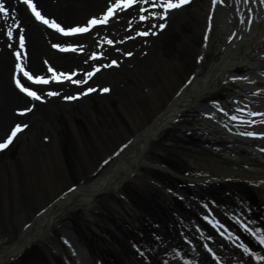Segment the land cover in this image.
I'll return each mask as SVG.
<instances>
[{"label":"rangeland","instance_id":"1","mask_svg":"<svg viewBox=\"0 0 264 264\" xmlns=\"http://www.w3.org/2000/svg\"><path fill=\"white\" fill-rule=\"evenodd\" d=\"M249 9L250 4L243 0L242 6L234 0H190L176 10L181 18L157 41L154 55L141 67L135 65L118 74L122 92L99 95L110 87V76L100 74L99 85H85L94 92L50 107L47 120L17 134L7 149L0 150V251L18 240L39 210L73 186L87 184L111 168L122 146L140 134L199 69L207 70L219 60L227 36L244 31L253 22ZM73 24L63 22L61 26ZM254 61L264 67V52ZM31 74L45 76L35 70ZM13 75L9 72L11 80ZM242 76L246 74H238ZM239 93V86L230 80L226 87L195 102L148 150L144 156L148 164L140 166L118 193H101L90 205L66 215L43 241L5 264H146L134 244L143 250L155 249L149 253L152 264L161 260L184 264V259L216 264L202 246L205 243L221 257L220 264H264L242 255L203 219L211 213L213 220L219 219L253 250L264 254V246L229 218L235 214L244 219L241 205L252 208V200L258 210L255 220L264 226V188L237 178L223 179L202 159L210 158V151L222 158L247 154L236 148L248 149L237 142L216 141V135L202 124V120L227 124L237 131L225 113L247 105L264 109L262 101L245 105ZM198 108L204 112H194ZM252 119L257 121L255 125L239 130L262 128L263 117ZM28 121L31 119L1 122L0 142L11 128ZM217 161L225 164L223 159ZM154 233L163 237L162 243L153 239ZM209 235L214 239L208 240Z\"/></svg>","mask_w":264,"mask_h":264},{"label":"bare ground","instance_id":"2","mask_svg":"<svg viewBox=\"0 0 264 264\" xmlns=\"http://www.w3.org/2000/svg\"><path fill=\"white\" fill-rule=\"evenodd\" d=\"M234 1L242 6V0ZM34 2L41 14L45 13L46 18L49 15L48 19H55L60 25L63 22H74L75 24L68 26L73 27L87 23L89 19L94 17L92 13L102 15L110 0H34ZM5 4L9 8L10 18L6 19L0 15V135L4 131L1 123L4 120L17 122L26 121L30 118L31 121H28L27 127H23L24 123L20 124L22 130L17 133L19 134L30 130L34 124L47 120L50 107L85 98L88 94L81 95L76 100H65L63 97L82 93L86 84L99 85L102 82L100 74L110 76V87L108 92L102 93L99 91V95L105 96L108 93L122 92L123 87L118 79V74L130 70L135 65L141 67L154 55L157 41L167 29L179 21L181 17L176 15V10L183 7L182 5L180 8L169 12L166 26L162 30L158 27L152 29L157 33L156 35L137 36L135 40H129L126 37L135 35L140 30H148L151 27V23H138L139 13L136 5L127 11L118 13L110 19L107 25L97 26L89 33L76 37H64L42 22L37 21L31 14L30 9L24 5L23 0H5ZM248 4H250L254 14L253 22L249 23L244 31L227 36L225 48L222 50L219 60L214 62L207 70L199 69L190 82L174 96L172 105L165 106L164 109L167 108V110L153 123L152 127L147 130L144 129L143 133L126 142L115 158L112 167L104 174L83 185V188L97 190L110 186L111 189L118 190L120 180L123 177L134 175L140 166L144 165V162L139 161L138 158L143 150L148 149L146 146L147 141H150L151 144L160 141L168 130L176 126L178 119L186 109L194 107L195 102L202 99L207 93L226 87L233 77L238 78L235 83L239 86V94H241L240 96L245 105L248 103L251 105L252 102L259 104L258 101L264 102V67L256 65L255 61L252 62L264 52V4L259 2ZM225 5L229 7V2L225 1ZM129 21H131V31H129ZM154 22L159 25V23L165 21ZM9 28L14 33L11 38L6 34ZM21 30L24 36V49L21 50V60L19 62L24 70L30 73L35 70L38 73L43 72L45 78H50L52 75L48 71L50 66L57 73H75L73 79H84V73L92 71L94 66L106 65L111 60H116L118 66L101 68L84 85L77 86L67 80L52 81L47 85H34L27 78L22 77V73H17L15 68L17 60L14 52L19 47ZM93 31H95V35L92 34ZM109 39L114 42L112 45L107 44ZM9 44H11V47H9ZM54 44L74 46L77 50L64 53L53 48L52 45ZM129 51L133 53L132 56L124 55ZM94 52L102 54L101 59L95 62L90 60ZM85 61H88V63H85ZM9 72L14 74L12 80L9 77ZM242 73H245L246 76L239 78L238 74ZM16 78H21V82L24 83L25 87H31L36 91L41 96V101H33L32 98L22 93L15 85ZM49 91L58 92L59 95L49 96L47 95ZM247 107L250 106L247 105ZM29 108L31 111H25ZM251 108L253 111L264 112V109H259V107ZM194 112L200 114L204 111L198 108ZM21 113L23 114L21 115ZM33 117H35V120ZM202 124L216 135L218 138L216 141L222 143L237 142L248 148L236 147L240 150L245 149L247 154L235 158L227 156L222 158L220 153L210 151V158H202L205 164L210 166L216 173L221 174L223 179L237 178L242 181L253 182L257 188H260V186L264 188V151H262L264 149V138L235 135L236 131L229 132L224 126L209 123L206 120H202ZM261 126L262 128L259 130H244L243 128L242 131L264 133V124H261ZM218 158L223 159L225 164L221 165L217 161ZM115 166L120 168L116 177L113 178L111 172L115 170ZM92 201L93 197L87 192L68 198L62 205L54 206L48 211L47 215L40 220L39 229L49 228V232H51L66 215L83 206L90 205ZM250 202L254 207L248 206V208H251L250 212H247L242 205L241 209L250 219L255 220L258 210L252 200ZM36 226L37 224L28 229L26 238H30L36 233ZM13 246L14 244L10 247L13 248ZM10 247L7 251L11 249ZM4 259L5 256L0 254V264H5Z\"/></svg>","mask_w":264,"mask_h":264},{"label":"snow or ice","instance_id":"3","mask_svg":"<svg viewBox=\"0 0 264 264\" xmlns=\"http://www.w3.org/2000/svg\"><path fill=\"white\" fill-rule=\"evenodd\" d=\"M244 2L245 3L259 2L260 4H264V0H244ZM23 3L24 5L27 6L28 9H30L31 14L35 17L37 21L42 22L43 24L47 25L49 28L55 30V32L61 34L64 37H76L85 33H89L97 26L107 25L110 19L115 17L118 13L127 11L128 9H131L134 5H136L138 6V13H139L138 23L139 22L151 23V27L147 31H137L135 35H130L126 37V39L135 40L137 36L148 37L150 35H156L157 33L152 31V29H156L158 27L159 29L162 30L166 26V19L169 15V12L173 9L180 8L182 5L186 3H189V0H110L108 6L106 7V10L102 13V15L98 17L97 16L92 17L83 26H73L67 28L58 24L55 21V19H48L44 15H42L41 12L37 9V5L34 2V0H23ZM249 11H251V9H249ZM0 15L5 17L6 19L10 18L9 8L6 7L5 0H0ZM154 21H165V23H159V25H157ZM17 27H19V25H17ZM129 31H131V21H129ZM6 34L10 38L13 37L14 35L13 30L11 28L7 30ZM113 43L114 42L112 40L110 39L107 40V44L112 45ZM121 43H123V41H121ZM9 47H11V44H9ZM52 47L64 53L75 52L77 50L76 47L74 46H61L60 44H54L52 45ZM23 49H24V36L21 30L19 34V47L14 52V55L17 60L15 68L17 73H22V77L27 78V80L31 81L34 85H47L52 81L61 82L64 80L70 81L72 84L77 86L84 85L87 83L88 79L92 78L96 72L101 70V68H111L113 66H118V62L116 60H111V62L106 65L101 64L98 66H94L92 68V71H88L84 73V77H85L84 79H73L72 77L73 75H75V73L72 74H67L63 72L57 73L56 70L51 68L50 66L48 68V71L52 73L50 78H45L44 76H39V75L33 76L30 72L24 70L22 64L19 62L21 60V50ZM101 55L102 54L94 52L90 57V60L94 62L98 61L101 59ZM124 55L132 56L133 53L129 51L124 53ZM85 63H88V61H85ZM236 79L238 78L233 77L232 81L235 82ZM15 85L22 93L32 98L33 101H41L42 99L41 96L31 87H25L24 83L21 82V78L15 79ZM94 91H95L94 88L89 87L86 88L82 93H77V95L74 96H65L63 98L65 100H76L81 95H87L88 93ZM102 91L108 92L109 89L104 88L102 89ZM47 95L56 96L59 95V93L54 91H49ZM25 111H31V109L30 108L25 109ZM220 111L224 112V109L221 108ZM22 114L23 113H21V115ZM225 115L228 116L229 120L233 122V126L237 129V131L234 133L235 135H239L243 137H251V138H264V133L239 130L242 127L250 128L252 125H255L257 121L255 119H252V117H257V116L264 117V112L253 111L247 106H244V107H237L231 114L225 113ZM260 123L264 124V120H261ZM23 127H27V125H23ZM224 127L229 132L233 131V128L229 127V125L227 124H225ZM21 130H22V126L20 124H17L15 128L12 130L11 135H9L5 141L0 142V150L7 149L9 145L12 143L13 138ZM262 151H264V149H262ZM104 163L107 164L108 160H105ZM212 203L215 204V202ZM204 207L207 208V203L204 205ZM246 211L250 212L251 208H248ZM225 215H227V213H225ZM241 215L244 216V219L235 216V214H233V216L229 218L233 219L234 223L238 224L243 232L253 237L257 241L259 246H264V226H260L258 221L248 218L244 212H242ZM211 216L212 214L209 213L207 215H204L203 219L207 221L208 224L211 225L213 229L217 230L218 234L222 238H224L227 242L231 243L234 248L241 250L242 255H247L250 257V259H254L255 261L258 262H264V254H261L253 250L249 245H247L245 242L241 240V237L239 235L233 233L230 229L227 228V226L222 224L219 219L213 220ZM253 225H257V226L253 227ZM153 239L157 242H161V243L163 242V237H161L157 233L153 234ZM184 239L188 244L192 243V241L188 239L187 236H185ZM207 239L213 240L214 237L209 235ZM202 246L206 249L208 253L211 254V258L216 262V264H220L221 257L217 254V252L214 251L213 248L210 247L207 243L203 244ZM224 246L225 245L223 243L220 244L221 248H223ZM134 248L136 249L138 255H140L142 258L145 259L146 264H152L151 258L149 257V253L155 250L152 246H150L149 249L143 250L141 245L134 244ZM164 254L167 255V250L164 251ZM177 255H180L178 246H177ZM181 259H184V256H181ZM160 264H169V262L168 260H161ZM184 264H199V262L184 259ZM238 264H244V262L239 261Z\"/></svg>","mask_w":264,"mask_h":264},{"label":"water","instance_id":"4","mask_svg":"<svg viewBox=\"0 0 264 264\" xmlns=\"http://www.w3.org/2000/svg\"><path fill=\"white\" fill-rule=\"evenodd\" d=\"M174 99L168 104V106L172 105ZM167 110V108L160 114L158 115L149 125L148 127L146 128L147 129H150L153 125V123ZM143 133V132H141ZM146 146L148 148L150 147H154L155 145L151 144L150 141H147L146 143ZM146 150H143L140 154H139V158L138 160L139 161H143V157L144 155L146 154ZM145 163V162H144ZM119 166H115L114 167V171L111 172V176L114 178L116 177L118 171H119ZM132 175H128V176H125L123 177L121 180H120V186L123 185V183L128 180ZM113 189H111L110 186H106L104 188H101V189H97V190H89L87 188H83V186H78V187H73L72 189H70L69 191L65 192L63 195H61L60 197H58L56 200H54L51 204H49L47 207H45L44 209H42L38 214H36V216L32 219V221L30 222V224L27 226V228L25 229V231L20 235V237L18 238V240L14 243V246L13 248H11L10 246V250L7 251V248H5L4 250H1L0 251V254L4 255L5 256V259H4V263L10 261V260H13L15 258H17L25 249H27L28 247H30L32 244H34L35 242L39 241V240H42L43 237L47 234V232H49V228H45L43 230H40L39 229V223H40V220L45 216L47 215L48 211L54 207V206H59V205H62L68 198L70 197H73L75 195H78V194H81L83 192H87L88 194H90L91 197L95 198L97 197L98 195H100L101 193H105V192H109V191H112ZM114 191H116L114 189ZM37 224V229H36V233L34 235H32L30 238H26V234H27V231L28 229ZM6 261V262H5Z\"/></svg>","mask_w":264,"mask_h":264}]
</instances>
